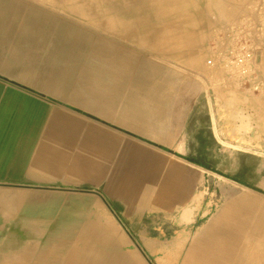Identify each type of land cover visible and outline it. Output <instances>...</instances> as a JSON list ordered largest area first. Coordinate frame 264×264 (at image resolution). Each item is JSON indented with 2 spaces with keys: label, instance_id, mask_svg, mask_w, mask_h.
<instances>
[{
  "label": "crops",
  "instance_id": "obj_1",
  "mask_svg": "<svg viewBox=\"0 0 264 264\" xmlns=\"http://www.w3.org/2000/svg\"><path fill=\"white\" fill-rule=\"evenodd\" d=\"M29 10L22 1L0 0V264H207L193 256L197 249L219 264L221 255L239 248L252 214L264 221L254 197L224 191L211 219L209 203L193 212L189 176L171 202L153 194L154 204L180 198L190 205L188 216L175 218L185 226L173 240L138 232L133 223L146 218L136 207L150 205L138 191L175 189L169 162L159 179L161 153L173 155L177 103L166 104L171 112L161 117L159 92L155 101L154 92L123 85L126 73L98 70L95 52L50 53L42 35L24 32L18 39L26 29L18 16ZM257 129L254 140L264 142V122ZM144 168L147 180H132ZM204 220L208 225L191 246L192 224ZM255 238L261 264L264 238Z\"/></svg>",
  "mask_w": 264,
  "mask_h": 264
},
{
  "label": "rangeland",
  "instance_id": "obj_2",
  "mask_svg": "<svg viewBox=\"0 0 264 264\" xmlns=\"http://www.w3.org/2000/svg\"><path fill=\"white\" fill-rule=\"evenodd\" d=\"M19 1L30 10L25 18L18 16L26 27L19 30L18 39L24 32L27 37L42 35L50 53L95 52L98 70L126 73L128 82L123 85L154 92L155 101L159 92L161 117L171 112L164 110L166 104L177 103L173 155L161 153L159 179L166 178L169 162L175 166L177 182L175 189L169 184L163 190L138 191L143 193L140 200L150 203L136 207L146 218L133 223L140 234L169 243L173 232L185 226V219L175 218L188 216L185 209L190 205H180V198L177 204H154L158 193L171 202L184 176L190 178L187 199L193 212L203 201L214 216L224 202V191L236 189L253 196L264 213V142L253 136L264 122V0ZM246 53L250 60L237 64L236 57ZM131 177L147 180L146 168ZM259 215L252 214L239 248L226 251L219 264L257 263L255 235L264 238ZM205 220L192 224L191 246ZM163 231L167 235L159 237ZM193 256L212 263L208 250L197 249ZM261 258L264 264V254Z\"/></svg>",
  "mask_w": 264,
  "mask_h": 264
},
{
  "label": "built area",
  "instance_id": "obj_3",
  "mask_svg": "<svg viewBox=\"0 0 264 264\" xmlns=\"http://www.w3.org/2000/svg\"><path fill=\"white\" fill-rule=\"evenodd\" d=\"M250 57H251V54L246 53L245 55L236 57L235 60H236L237 64H243L244 65L247 60H250Z\"/></svg>",
  "mask_w": 264,
  "mask_h": 264
}]
</instances>
